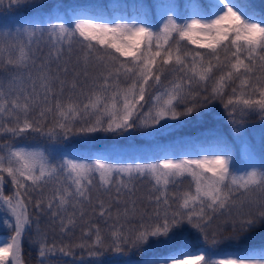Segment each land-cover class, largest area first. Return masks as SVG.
<instances>
[{
  "label": "snow or ice",
  "instance_id": "6c2138e0",
  "mask_svg": "<svg viewBox=\"0 0 264 264\" xmlns=\"http://www.w3.org/2000/svg\"><path fill=\"white\" fill-rule=\"evenodd\" d=\"M155 7L162 5L140 4L135 14L119 15L73 8L55 15V22L33 20L0 31V211L7 213L0 222L13 233L0 245V264H22L23 237L33 224L29 205L62 237L81 231L76 241L49 243L37 221V264L74 258L77 249L96 258L89 264H264V242L258 251H217L225 241L254 239L250 234L264 228V149L258 166L236 167L220 138L196 158L166 154L152 163H125L119 158L168 149L106 139L128 133L131 140L133 131L152 128L143 136L155 140L191 123L182 118L202 119L200 110L211 111L217 101L236 135L253 115L264 124V12L250 0H190L167 5L153 23ZM29 134L62 146L20 143ZM6 178L11 195L2 190ZM144 180L151 213L140 204L145 197L137 196L136 184ZM185 182L188 188L180 190ZM220 217L230 230L214 224ZM183 225L204 247L155 253L172 245ZM148 249L154 251L149 259H124Z\"/></svg>",
  "mask_w": 264,
  "mask_h": 264
},
{
  "label": "trees",
  "instance_id": "16d2710c",
  "mask_svg": "<svg viewBox=\"0 0 264 264\" xmlns=\"http://www.w3.org/2000/svg\"><path fill=\"white\" fill-rule=\"evenodd\" d=\"M30 2L35 4H43L42 8H25L12 6L9 7L7 0H5L4 5L0 6V31L5 29L15 30L20 26H31L30 21H40L41 19L47 21L48 19H53L55 22V15L59 14L61 17L64 16V12L68 11L71 13V10L75 8L78 12H85L88 15H93L98 11H103L105 13L112 12L113 14H135L137 11V6L140 4H155L162 5V7H155L152 10L150 15V21L155 23L159 21L162 13L167 11V5L176 4L183 6L190 2V0H30ZM204 2V0H200ZM251 4L261 12H264V0H250ZM121 6L119 9L114 8V6ZM183 11V8L180 9ZM189 49L193 51H206L204 49H196L194 45L187 44V41L182 42ZM219 73H217L218 75ZM172 79V76H168L164 83H167L168 80ZM212 82H209L208 88L210 90ZM230 94L231 89H228ZM181 110L183 105L180 106ZM208 109H201L203 113L202 119H196V115L193 117H187L182 119L190 120L191 123L185 124L183 127L166 133L163 136L155 138V140L145 139L143 133L152 132L154 129H138L132 132V139L128 140L126 137L128 133H125L123 136L115 137L114 140L111 136L106 139L109 142H118L122 146L135 145L137 147L144 148L150 143H159L162 147L168 149V152L158 151L154 155L148 154L144 157H135L138 159H151L152 162H156V156H163L170 154L172 156H179L182 154H197L201 150L208 149L211 143L220 138L226 142L232 150L233 158L237 161L236 167H242L244 164L253 162L255 165L260 164L262 149H264V124H262L259 119L253 115L249 117L246 123L242 126V135H236L233 132V126L229 123L227 114L224 112L222 105L219 101L215 102L212 105H209ZM170 123H177L171 121ZM103 136V134H99ZM5 137H0V142H3ZM20 142L25 143H39L46 147H61L62 145H51L46 138H41L35 134H29L27 139ZM67 144L68 142H63ZM247 147L253 153L254 157L247 151ZM130 159H135L132 156H129ZM252 158V159H250ZM3 185L2 190L5 195H11L14 189L11 186V182L7 180ZM188 182H185L180 186V190H185L188 188ZM149 182L147 180L138 181L136 184L137 196H144L145 198L140 201V204L147 207L148 201L146 195L149 191ZM33 201L37 196H32ZM27 199V197L25 198ZM29 213L33 217L32 228L26 231L23 241H22V264H37L39 259L38 249L33 243V240L36 236V223L39 222V227L42 232H47L48 242L60 243L67 242L69 239L72 241L78 240L81 236L80 229L75 231V234L72 237H62V234L59 233L57 229L53 230L50 224L47 221L46 215L39 214L35 212L34 205H29ZM149 213L152 212L151 207H147ZM225 217H220L214 224H218L221 228H227L230 230L231 223H225ZM184 233L177 237L176 241L167 248L164 249H155V253L168 254L177 248H182L188 252L194 253L199 248H203L204 245L202 241L197 239V234L189 228L187 225H183ZM6 232L12 233L5 229L0 228V234H5ZM264 233V228H257L250 235L254 237L251 240H245L242 243L236 241L223 242L218 246L217 251L221 254L223 253H234L241 251L244 248L259 250L261 245V234ZM227 235V233H225ZM83 250H76V257H63V258H51L52 264H89L90 260L96 258H90L86 252H81ZM154 255L152 249L148 250H139L132 251L128 253V256L124 257L127 259L130 257L133 261H142L149 259Z\"/></svg>",
  "mask_w": 264,
  "mask_h": 264
},
{
  "label": "rangeland",
  "instance_id": "374dc122",
  "mask_svg": "<svg viewBox=\"0 0 264 264\" xmlns=\"http://www.w3.org/2000/svg\"><path fill=\"white\" fill-rule=\"evenodd\" d=\"M82 13H84V14H87V13H85V12H82ZM147 110V108L145 107V109H144V111H146ZM171 121H169V123H170ZM162 123H163V121H162ZM157 127H159L158 125H157ZM20 143H23V144H29V145H42V144H39V143H25V142H20ZM42 146H44V145H42ZM44 147H46V146H44ZM43 150V149H42ZM205 150H207V149H205ZM205 150H201L200 152H203V151H205ZM247 151H248V153H250L251 155H252V157H254V155H253V153L249 150V148L247 147ZM169 156H170V158H181V159H183V158H196V154H183V155H180V156H177V157H175V156H172V155H170V154H168ZM161 157H163V156H161ZM250 159H252V158H250ZM253 160V159H252ZM119 161L120 162H125V163H131V162H139V163H152V160L151 159H138V158H135V159H130L129 158V156H125V157H121V158H119ZM107 162H117V160H116V158H114V159H110V160H108ZM253 163V162H252ZM7 180H9L10 181V179H8L7 178ZM32 196H37L35 193H33L32 194ZM6 209L5 210H3V211H0V219H2V218H4V217H6ZM8 219H11V217H7ZM47 221H48V223L50 224V221H49V218L47 217ZM0 228L1 229H5V230H7V231H11V229H8L6 226H4L3 224H2V222H0ZM58 230V229H57ZM59 231V230H58ZM12 234L11 233H8V232H6L5 234H0V245H2L3 243H6L7 241H8V239H10V236H11ZM197 251H199V249L197 250ZM196 251V252H197Z\"/></svg>",
  "mask_w": 264,
  "mask_h": 264
}]
</instances>
